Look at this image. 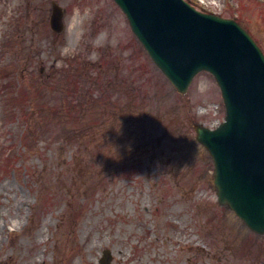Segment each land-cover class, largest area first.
I'll list each match as a JSON object with an SVG mask.
<instances>
[{
  "label": "rangeland",
  "instance_id": "obj_1",
  "mask_svg": "<svg viewBox=\"0 0 264 264\" xmlns=\"http://www.w3.org/2000/svg\"><path fill=\"white\" fill-rule=\"evenodd\" d=\"M187 1L264 54V0ZM225 115L215 77L179 93L115 0H0V264H264L197 140Z\"/></svg>",
  "mask_w": 264,
  "mask_h": 264
},
{
  "label": "water",
  "instance_id": "obj_2",
  "mask_svg": "<svg viewBox=\"0 0 264 264\" xmlns=\"http://www.w3.org/2000/svg\"><path fill=\"white\" fill-rule=\"evenodd\" d=\"M155 65L185 94L194 78L211 73L226 116L216 129L195 125L197 140L215 166L221 205L254 232L264 234V54L235 20L198 11L186 0H115ZM54 3L50 26L65 29ZM104 251L101 264H111Z\"/></svg>",
  "mask_w": 264,
  "mask_h": 264
}]
</instances>
